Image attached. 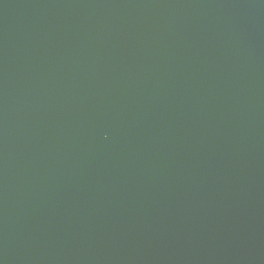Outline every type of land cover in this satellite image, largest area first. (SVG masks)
I'll use <instances>...</instances> for the list:
<instances>
[{
	"label": "water",
	"instance_id": "water-1",
	"mask_svg": "<svg viewBox=\"0 0 264 264\" xmlns=\"http://www.w3.org/2000/svg\"><path fill=\"white\" fill-rule=\"evenodd\" d=\"M0 264H264V0H0Z\"/></svg>",
	"mask_w": 264,
	"mask_h": 264
}]
</instances>
